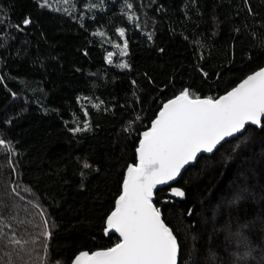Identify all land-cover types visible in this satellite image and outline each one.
Returning a JSON list of instances; mask_svg holds the SVG:
<instances>
[{
    "label": "trees",
    "instance_id": "obj_1",
    "mask_svg": "<svg viewBox=\"0 0 264 264\" xmlns=\"http://www.w3.org/2000/svg\"><path fill=\"white\" fill-rule=\"evenodd\" d=\"M42 2L0 0V140L14 169L0 165V264H73L114 246L106 218L162 105L184 88L218 97L264 65V0ZM121 27L127 54L110 65ZM155 202L179 264H264V127L201 156ZM13 233L27 243H7Z\"/></svg>",
    "mask_w": 264,
    "mask_h": 264
},
{
    "label": "snow or ice",
    "instance_id": "obj_2",
    "mask_svg": "<svg viewBox=\"0 0 264 264\" xmlns=\"http://www.w3.org/2000/svg\"><path fill=\"white\" fill-rule=\"evenodd\" d=\"M60 3L67 5L71 0H60ZM40 6H50L49 0H43ZM127 6L132 7L131 4ZM70 10L63 9L65 14H70ZM22 23L27 26L31 20L25 18ZM16 27L19 28V25ZM116 31L124 39L122 45L115 43L113 47L119 50V55H126V30L121 27ZM94 35L104 37L106 34L101 31ZM115 55L116 52L107 53L108 64H113ZM117 67L128 68L129 65L120 63ZM204 75L207 76V73ZM95 107L99 108V105ZM249 124L264 127V67L247 75L224 95L202 98L184 88L169 99L148 130L142 133L136 148L138 162L128 165L121 193L106 218L105 235L118 233L119 242L91 253L81 251L74 264H178L180 245L177 237L164 222L161 210L153 203L157 186L176 180L185 166L197 159L198 154L212 153L226 138L242 132ZM88 128L89 125L85 124L73 131H86ZM0 146L11 151V146L4 140H0ZM83 167L90 165L84 163ZM171 193L184 196L179 188H172ZM44 223L47 225V219ZM4 235L0 231V238ZM42 235L51 238L48 230ZM7 243L20 245L27 241L22 242L13 233Z\"/></svg>",
    "mask_w": 264,
    "mask_h": 264
},
{
    "label": "water",
    "instance_id": "obj_3",
    "mask_svg": "<svg viewBox=\"0 0 264 264\" xmlns=\"http://www.w3.org/2000/svg\"><path fill=\"white\" fill-rule=\"evenodd\" d=\"M262 67H264V65L262 66ZM257 70H259V69H257ZM246 78V77H245ZM241 82V81H240ZM239 82V83H240ZM238 83V84H239ZM237 84V85H238ZM236 85V86H237ZM235 87V86H234ZM232 89V88H231ZM230 89V90H231ZM229 90V91H230ZM225 93H223L222 95H224ZM203 98V97H202ZM167 102V101H166ZM165 102V103H166ZM159 112V111H158ZM157 115H158V113H157ZM156 115V116H157ZM156 118V117H155ZM154 118V119H155ZM153 119V120H154ZM150 126H151V124H150ZM149 126V127H150ZM249 126H253V127H256V128H261V127H259V126H256V125H251V124H249V125H247L246 126V128L242 131V132H240V133H237V134H235L234 136H232V137H228V138H226L225 139V141H223L222 143H221V145L222 144H224L225 142H227L228 140H231V139H233V138H235V137H237L238 135H241V134H243L246 130H247V128L249 127ZM148 127V128H149ZM148 128L146 129V130H148ZM146 130H144V131H146ZM143 131V132H144ZM141 138H142V135H141ZM140 138V139H141ZM140 141V140H139ZM221 145H218L217 146V148L212 152V153H200V154H198V156H197V159L194 161V162H190L188 165H186L185 166V168L181 171V174H180V176H178L177 177V179L176 180H174V181H171V182H169L168 184H165V185H158L157 186V189H156V193H155V196H154V200H153V203L157 206V204H156V194H157V192H158V190L159 189H162V188H165V187H168V186H173L174 184H176L178 181H179V179L182 177V175H183V173L190 167V166H192V165H194V164H196L197 163V161L200 159V157L201 156H203V155H205V156H210V155H212V154H214L215 152H216V150L221 146ZM138 146H139V143H138ZM138 162V156H137V153H136V162L135 163H137ZM132 164H134V163H132ZM127 170V169H126ZM125 175H126V172H125ZM125 177V176H124ZM174 188V187H173ZM170 195L171 196H173L174 194H172V193H170ZM170 201H173V199L171 198V197H168V198H166L165 200H164V202L165 203H169ZM160 210H161V213H162V218H163V220H164V222L166 223V221H165V219H164V215H163V211H162V207L161 206H157ZM167 224V223H166ZM168 225V224H167ZM169 226V225H168ZM170 227V226H169ZM171 228V227H170ZM172 229V228H171ZM174 233V232H173ZM110 234H115L117 237H118V239H120V237H119V234L118 233H110ZM175 234V233H174ZM177 237V236H176ZM177 240H178V238H177ZM119 242V241H118ZM178 243H179V241H178ZM97 250H99V249H97ZM96 251V250H95ZM87 252H89V251H87ZM89 253H91V252H89ZM179 261H180V254H179V256H178V264H179ZM74 264V263H73Z\"/></svg>",
    "mask_w": 264,
    "mask_h": 264
},
{
    "label": "rangeland",
    "instance_id": "obj_4",
    "mask_svg": "<svg viewBox=\"0 0 264 264\" xmlns=\"http://www.w3.org/2000/svg\"><path fill=\"white\" fill-rule=\"evenodd\" d=\"M118 56H121V55H119V54H117ZM6 151V149H4V147L3 146H0V165H1V167H7L8 169H12V170H14L13 169V167H11V165H10V163H6V156H4V152ZM5 161V163L4 162H1V161ZM2 163V164H1ZM0 169H2V168H0ZM4 170H1L0 171V184H2V185H4V184H7L8 183V180H10V176H9V178H8V176H7V174H6V172L4 171ZM3 173H5V175L3 174ZM8 173V172H7ZM7 178V179H6ZM14 185H12V187H13Z\"/></svg>",
    "mask_w": 264,
    "mask_h": 264
}]
</instances>
